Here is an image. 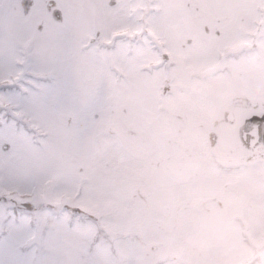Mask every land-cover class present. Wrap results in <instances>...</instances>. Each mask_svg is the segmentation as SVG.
Wrapping results in <instances>:
<instances>
[{
  "label": "rangeland",
  "instance_id": "374dc122",
  "mask_svg": "<svg viewBox=\"0 0 264 264\" xmlns=\"http://www.w3.org/2000/svg\"><path fill=\"white\" fill-rule=\"evenodd\" d=\"M91 1L98 2L96 6L99 3L103 7L106 5L108 30H121L124 25H127V31L140 30L141 27V32L144 29L151 32L158 42L157 61L162 53L169 59L181 58L179 65L175 64L173 68L191 72L189 87L196 85L202 75L200 69L204 63H208L204 68L208 67V60L212 61L214 52L197 42L198 32H202L198 28L202 15L205 16L204 22L213 27L225 16L240 22L241 19L235 16H240L238 14L242 11L253 16V21L264 14V0H115L113 7L108 5L109 0ZM7 2L14 11H20L16 0ZM62 2L58 0L57 6ZM32 15L43 16L41 22L46 26H58L43 5L33 8ZM91 19L72 24L74 48L79 50L71 56L77 60L74 66L78 87L68 111L57 113L63 144L56 151V163L26 193L19 190L9 193L38 206L28 218L32 225L28 242L35 240L40 249L60 258L62 264H264V214L249 209V202H238L233 210L238 214L233 226L206 218L209 216L204 213L192 218L193 212L189 211L185 214L186 225L190 229L193 227L190 230L194 231L193 234L182 230V223L178 225L177 221L175 229L165 228L163 224L170 213L177 212L176 206L186 205L182 198H189L191 191L197 192V181L202 174L200 161L204 160L205 154H200V145L190 144L199 143L200 136L194 135L189 140L186 151L189 158L183 163L175 162L178 170L172 171L173 177L162 174L167 171L165 166L150 168L149 160L133 156L135 151H127V146L119 140L123 135L124 143L133 141V134H127L129 129L123 130V123L136 126L139 121L133 119L137 110L149 117V105L156 99L134 97V90L130 88L133 81L128 78L134 74L136 56L123 57L124 54L119 58L123 66L120 69L125 70L122 96L111 99L103 96H117L119 87L106 85L105 75L109 74L101 64L105 60L97 56L92 63L88 59V48H80L92 32L89 27ZM97 20L100 21V17ZM187 39L191 40V45H186ZM142 43L140 58L144 63L153 53L148 51L143 38ZM182 44L185 48L181 50ZM157 68L156 79L152 78L147 84L152 96L156 94L155 86L160 82L165 64ZM177 94H181V90ZM131 109L133 114L129 112ZM141 127L145 128L144 121ZM173 137L174 147L176 135ZM14 138L12 131H0V139ZM149 142L151 140L147 139ZM161 144L160 138L154 140L152 149ZM205 161L201 166L210 176L218 169L210 159H207L209 167ZM180 171L185 174H178ZM151 174L161 175L153 176L149 181L147 177ZM213 190L212 183L207 191ZM52 202L57 209L64 205L80 208L94 220L89 216L71 215V212L49 211L45 205ZM194 204L197 203L189 198L188 205ZM224 227L228 236L219 231ZM226 236L230 239H224ZM152 246H155L154 250ZM16 259L14 248L0 247V264H14ZM28 264H40L39 258L30 259Z\"/></svg>",
  "mask_w": 264,
  "mask_h": 264
},
{
  "label": "flooded vegetation",
  "instance_id": "af4514ba",
  "mask_svg": "<svg viewBox=\"0 0 264 264\" xmlns=\"http://www.w3.org/2000/svg\"><path fill=\"white\" fill-rule=\"evenodd\" d=\"M16 1L19 3V0ZM96 3L98 2L91 1L92 6L88 11V15L92 18L89 22L92 32L87 36V42L84 40L80 48H88L90 52L88 59L92 63L97 56H101L105 60L101 64L112 76L109 79L110 76L105 75L106 85L119 87L116 90L117 96H103L109 99L122 96L121 82L125 80V75H121L123 66L119 58L124 54L123 57L136 56L134 74L128 78L133 81L130 88L134 90V97L156 99L154 104L149 105V117L145 113H138L137 110L133 119V121H139L136 126H126L123 123L125 127L123 130L129 129L127 134L132 132L133 141L124 143L125 139L121 135L124 140L121 138L120 143L125 144L128 150L135 151L133 156L149 160L150 168L165 166L167 171L162 174H169L172 177V171L178 170L175 162L183 163L189 158L186 151L190 145H200V154L202 156L205 154L204 160L200 161L202 174L197 181V192L191 191V196H188L197 204L189 206V198H182L186 205L176 206L177 212L174 215L173 213L168 215L167 222L163 224L165 228L175 229L177 223L178 225L182 223L184 227L182 230H188L193 234L194 231H190L193 227L190 229L186 225L185 214L189 211L193 212L192 218L204 213L209 216L206 218L233 226L237 221L235 216L238 215L233 210L237 208L238 202L242 201L249 202V209L264 214V121L253 119L264 117V29H262L264 14L260 16V20L253 21V16L242 11V14H238L240 16H235L241 19L240 22L225 16L218 19V25L213 27L204 22L205 16L202 15L198 27L202 29V32H198L197 42L202 46H208L214 52L212 61L208 60V67L204 68V65L208 64L204 63L200 69L199 72H202V75L196 83L197 86L189 87L191 75L189 70L173 68L175 64L179 65L181 58L170 57L166 63H161V65L166 64L165 70L161 73L159 84L155 86L156 94L152 96L148 91L150 89L147 90L149 87L147 84L152 81V78L156 79L158 42L154 40L151 32H147L144 28L141 32V27L140 30L127 31V25H124L121 30H108V25L105 24L106 5L103 7L99 3L96 6ZM110 4L108 2L110 7L114 6ZM46 12L49 14L48 11ZM97 17H100V21ZM35 18L37 21L43 20V16L40 15ZM66 22L67 20L55 24L64 26ZM142 38L145 40L148 51L153 53L144 63L140 58ZM128 41L130 44L126 45ZM136 41L139 42L138 45L134 44ZM191 44L192 42L188 45ZM182 48H185L184 44L180 46L181 50ZM95 49L103 51L99 52ZM78 51L73 48L70 55ZM123 72L125 73V70ZM165 80L170 83V90L168 94L162 95L161 84ZM179 90L181 94H177ZM158 92L161 94H157ZM137 101L140 102V99ZM129 112L134 113L132 109ZM143 121L145 128L141 127ZM257 131L261 133L256 135ZM174 135H176V141L173 147L171 141L174 140ZM194 135L200 136V144L193 142L189 145V140ZM158 138L161 139L162 144L159 148L152 149V142ZM147 139L151 142L147 143ZM207 159L213 162L216 170L218 169L210 176H207L209 172L206 173L201 166L205 164L204 161L207 162L208 167L211 166ZM178 174H185V172L180 171ZM156 175L161 174H151L147 178L150 181V178ZM212 183L215 190L207 191ZM58 209L72 212L71 207ZM227 220L230 222L227 223ZM224 229L226 230L224 227L219 231H224L227 235ZM227 236L224 239H230Z\"/></svg>",
  "mask_w": 264,
  "mask_h": 264
},
{
  "label": "snow or ice",
  "instance_id": "6c2138e0",
  "mask_svg": "<svg viewBox=\"0 0 264 264\" xmlns=\"http://www.w3.org/2000/svg\"><path fill=\"white\" fill-rule=\"evenodd\" d=\"M57 4L19 0L16 12L7 0H0V131L15 134L13 140L0 139V247L16 250L14 264H28L36 257L40 264H62L35 240L28 242V218L36 208L30 200L9 194L26 193L54 167L63 144L57 113L68 111L78 87L70 55L76 43L72 24L90 19L91 0ZM40 5L57 21L69 23L46 26L37 21L32 10Z\"/></svg>",
  "mask_w": 264,
  "mask_h": 264
},
{
  "label": "water",
  "instance_id": "95a60500",
  "mask_svg": "<svg viewBox=\"0 0 264 264\" xmlns=\"http://www.w3.org/2000/svg\"><path fill=\"white\" fill-rule=\"evenodd\" d=\"M111 4H113V1H111ZM53 19L56 20L54 17H53ZM165 59H166V57L163 56L162 60H165ZM167 90H168V84L166 82L165 85H164V88H163V94H166ZM255 134L257 135V134H260V133H255ZM241 138H242V141H244V138H243L242 134H241Z\"/></svg>",
  "mask_w": 264,
  "mask_h": 264
}]
</instances>
